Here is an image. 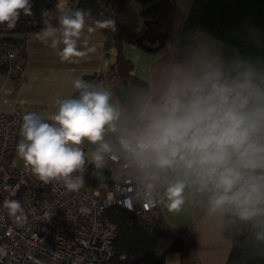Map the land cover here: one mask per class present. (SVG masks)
<instances>
[{
  "label": "clouds",
  "instance_id": "obj_1",
  "mask_svg": "<svg viewBox=\"0 0 264 264\" xmlns=\"http://www.w3.org/2000/svg\"><path fill=\"white\" fill-rule=\"evenodd\" d=\"M32 8V0H0V25L15 28ZM90 15L80 8L62 10L58 25H45L36 38L58 49L62 62H76L96 51L87 41L79 47ZM97 29L115 31V22L108 18L87 26L89 33ZM72 86L78 94L57 98L50 117L23 116L17 155L44 184L62 182L76 192L85 184L82 146H96L91 162L103 168L112 151L106 132L119 131L122 112L109 89L79 77ZM118 142L141 170L178 174L167 188L170 211L180 210L190 180L209 194V213L264 222V58L237 50L231 58L199 55L173 66L158 97L144 100L134 126L120 132ZM5 207L12 215L21 209L16 200L5 201ZM257 238L264 240V232Z\"/></svg>",
  "mask_w": 264,
  "mask_h": 264
},
{
  "label": "trees",
  "instance_id": "obj_2",
  "mask_svg": "<svg viewBox=\"0 0 264 264\" xmlns=\"http://www.w3.org/2000/svg\"><path fill=\"white\" fill-rule=\"evenodd\" d=\"M59 0H32L33 14L21 17L15 28L0 25V50H13L15 57L12 71L0 64V75L18 78L26 65V41L36 38V33L45 25H58L61 14H51ZM130 0H77L75 9L90 11L89 17L103 14L105 19L115 22V31L103 29V49L108 58L104 72L85 74L82 78L98 86L111 82L137 83L148 89L134 73V66L123 53V43L128 41L140 47L159 53L171 49L174 58L172 67L185 64L194 58L196 34L201 31L220 44L218 57L231 58L239 51L241 56L264 58V0H193L187 13L179 10L172 0H136L144 8L140 12L143 27L134 31L120 20V13ZM167 32L165 42L157 36ZM37 39V38H36ZM74 91L73 96L77 95ZM85 185L95 186L105 182L111 185L110 170L96 168L87 162L84 172ZM208 195L200 202L201 214L207 206ZM157 207L144 215L136 214L118 205H111L104 216L116 225L113 239V264H164V257L170 251L181 253L180 264H196L190 253L193 234L184 225L169 226L157 213ZM191 226V225H190ZM224 235L232 242L226 264H264V240L257 233L264 232V222L259 218L243 222L230 213H224Z\"/></svg>",
  "mask_w": 264,
  "mask_h": 264
},
{
  "label": "built area",
  "instance_id": "obj_3",
  "mask_svg": "<svg viewBox=\"0 0 264 264\" xmlns=\"http://www.w3.org/2000/svg\"><path fill=\"white\" fill-rule=\"evenodd\" d=\"M14 57L13 50H0V64L9 74ZM31 112L42 114L0 109V264H113L116 225L104 216L105 209L118 205L140 215L154 211L160 175L141 170L117 137L106 154L116 167L111 185L84 184L69 192L62 182L44 184L17 155L22 118ZM10 200L21 205L15 215L5 207Z\"/></svg>",
  "mask_w": 264,
  "mask_h": 264
},
{
  "label": "crops",
  "instance_id": "obj_4",
  "mask_svg": "<svg viewBox=\"0 0 264 264\" xmlns=\"http://www.w3.org/2000/svg\"><path fill=\"white\" fill-rule=\"evenodd\" d=\"M175 6L184 13H187L193 0H172ZM59 3V2H58ZM69 5L59 6L54 9L60 14L69 6L76 8L77 0H67ZM75 7V8H74ZM144 8L136 0H130L120 13V20L134 31L143 27L140 12ZM103 14L87 17V25L82 33L79 47L84 48L87 41L89 47L95 46L96 51L88 56L77 59L76 62H62L57 55L58 49H52L47 44L36 38H28L26 41V65L18 78L0 75V109L11 112L16 109H35L43 115L50 117L56 111L55 101L57 98L73 96L74 89L72 82L75 78H82L85 74L101 71L114 55L111 53L107 58L103 49V29H97L89 33L87 26L94 27V21L104 20ZM63 45H60L62 48ZM220 42L214 37L204 33L196 34V49L194 56L209 55L218 57L220 53ZM123 53L133 63V70L137 78L147 84L148 89L137 83L111 82L103 85L112 92L111 102L121 110L122 117L118 122L119 131L116 133L106 132L105 141L113 148L114 142L126 127L134 126L135 116L144 100L151 95L154 99L161 91L165 77L171 71V61L174 52L171 49H164L159 53H153L136 43L124 42ZM76 59V58H74ZM85 153L87 162H91V151L96 147L85 142ZM115 165L106 159L105 166L101 169L110 170L115 173ZM118 172L116 176H121ZM161 183L158 188L159 213L164 221L172 227L184 225L193 234V243L190 253L193 255L196 264H226L232 242L224 235L223 218L224 214H211L208 207L199 215L196 213L202 207L200 200L209 195L192 181L186 180V187L183 192L184 203L178 212L170 211L168 204L167 188L179 178L177 173L169 172L160 175ZM191 225V226H190ZM181 253L170 251L164 257V264H180Z\"/></svg>",
  "mask_w": 264,
  "mask_h": 264
},
{
  "label": "rangeland",
  "instance_id": "obj_5",
  "mask_svg": "<svg viewBox=\"0 0 264 264\" xmlns=\"http://www.w3.org/2000/svg\"><path fill=\"white\" fill-rule=\"evenodd\" d=\"M58 2H59V3H58L59 6H61V5L63 6V3H65V5H69V3H67V0H59ZM74 8H75V7H74ZM68 9H73V7L69 6ZM52 13H55V12H54V9L52 10ZM3 97H7V96H1V98H3ZM1 98H0V99H1ZM11 112H12V111H11Z\"/></svg>",
  "mask_w": 264,
  "mask_h": 264
},
{
  "label": "water",
  "instance_id": "obj_6",
  "mask_svg": "<svg viewBox=\"0 0 264 264\" xmlns=\"http://www.w3.org/2000/svg\"><path fill=\"white\" fill-rule=\"evenodd\" d=\"M167 36V32H164L162 34H159L157 37L161 39V42L158 44V46H162V44L165 42V38Z\"/></svg>",
  "mask_w": 264,
  "mask_h": 264
}]
</instances>
